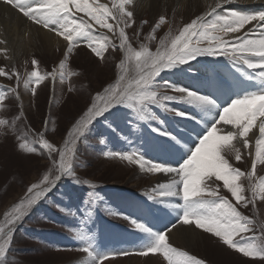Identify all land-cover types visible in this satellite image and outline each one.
Here are the masks:
<instances>
[{
  "label": "rangeland",
  "instance_id": "rangeland-1",
  "mask_svg": "<svg viewBox=\"0 0 264 264\" xmlns=\"http://www.w3.org/2000/svg\"><path fill=\"white\" fill-rule=\"evenodd\" d=\"M138 1L135 0L132 6L135 22L125 29L128 42L137 50L140 45H146L155 52L162 38L169 33L171 36L178 35L183 26L196 17L186 14L177 6L171 9L164 8L157 17L151 15L149 8L147 10L145 8V12L140 14L135 6ZM98 2L112 5V0H98ZM209 4V7L212 6L221 15L227 14V10L249 11L245 6L239 7L229 3L221 5L218 2H210ZM5 6L0 5L2 15L6 11L22 15L19 11L11 9V6ZM76 16L89 19L83 13H76ZM161 16L165 17L166 23L161 25L155 32V39H152V29ZM2 19L4 17H0V21H5ZM145 20L148 23L143 24ZM109 22L115 23L111 20ZM95 29L94 35H107L116 47L110 45L103 59L97 57L86 43L82 42L74 47L63 69V82L59 75L55 79L48 75L38 86L33 84L28 89L24 87L28 74L33 70L39 71L42 75L52 73L53 70L57 73L61 71L60 62L64 60L67 51L66 42L65 45L63 44L64 47H56L55 53L25 51L14 61L10 57H4L5 54H0V68L9 74L13 70L19 73V82L15 76L11 79L0 76L1 90H4V87L15 89V92L6 90V99L0 105V119L8 121L6 126L0 127V225L4 224L6 213L25 199L26 195H31L27 194V188L32 183H39L46 174L50 179L56 175L53 160L59 159L58 154L53 152L50 158L49 153L42 149L39 143L33 142L43 135V138L56 148H63L64 140L68 138V131L91 106L97 93H102L105 87L114 84L117 80L120 73L118 65L123 59L118 35L99 28V25H95ZM233 35L238 34L229 33L223 38L228 40ZM33 59L38 61L35 69L32 65ZM128 67L126 79L135 75L132 66ZM237 67L240 66L234 67L231 60L224 56L199 57L188 64L161 72L156 78L161 85L157 89L158 96L182 95L174 92L170 87H164V82H170L200 94L213 96L218 103L223 104L229 94H224L223 86L219 81L228 83L232 76L235 80L244 82L243 86L237 85V90L248 85V82L255 85L254 88L248 86L249 88L261 87L258 79L247 80L237 71ZM217 69H219L217 74L219 78H216L218 82L215 79ZM32 89L35 90L34 94ZM242 91L243 88L238 93ZM162 102L168 108L174 110L179 108L187 114L186 117L176 116L174 111H166L153 104L149 105V113L155 117L154 119L141 120L130 109L117 106L94 120L87 133V144L77 145L74 171L75 178L80 183H76L72 177H62L19 222L7 226L12 227L13 235L6 254V264H89L87 253L80 250L83 242L78 239L77 232L91 236L96 251L107 254L102 264H147L149 261L148 264H156V262L166 264L159 254L149 253L147 256L137 254L138 250L147 244L148 237L135 229L129 220L124 219L125 216L138 219L155 231L164 232L170 245L204 261V264H264V259L245 257L242 253L229 248L218 237L202 229H196L194 225L190 227L193 230L195 228L194 231L198 234V239H194L196 246L182 248L174 243L169 238L171 230L168 229L173 228L172 224L183 227L188 225H181L177 221V210L164 209L163 204L149 198L155 195L153 190L157 185L167 184V179L163 178L165 173L141 171L136 163H129L119 157L102 155L106 150L136 152L154 162L178 163L186 145L196 138L198 128L205 126L204 121H211L213 113L202 112L194 105L179 100ZM218 127L222 126L218 125ZM153 128L168 132L170 136H161L152 131ZM171 137L176 139L173 140ZM101 138L105 140L103 145L99 143ZM110 138H114V141ZM248 139L250 141L248 148L243 146L241 140L233 141V144L240 149V161L235 159L234 151L227 153L226 157L234 167L245 173L251 172L250 157L254 156V146L250 136ZM23 140H27L37 151L27 153L19 150L18 144ZM250 152L252 155L249 154ZM260 177H264V165H257L252 180H249L247 175L240 178L239 183L245 189L243 193L245 197L252 198L251 187ZM84 181L94 184L95 188H90ZM210 183L219 185L220 194L228 198L242 215L253 221L252 231L234 236L235 240L242 241V237H260L264 234V200L256 198L254 203L244 207L237 204L231 193L223 188L222 181L213 180ZM90 192L98 197L94 203L90 202L92 199L88 195ZM157 199L163 198L157 197ZM83 200L84 206L81 204ZM174 200L178 199L170 198L171 203ZM151 211H154L152 215ZM112 212L120 215H111ZM168 212L167 221L172 220V224L168 226L158 223V219L168 215ZM151 256L156 257L153 259Z\"/></svg>",
  "mask_w": 264,
  "mask_h": 264
},
{
  "label": "snow or ice",
  "instance_id": "snow-or-ice-1",
  "mask_svg": "<svg viewBox=\"0 0 264 264\" xmlns=\"http://www.w3.org/2000/svg\"><path fill=\"white\" fill-rule=\"evenodd\" d=\"M0 3L10 5L33 24L54 32L57 37H62L67 42L64 60L60 62L61 71L57 73L53 70L52 73L43 75L37 70L31 71L24 83L26 89L33 84L38 86L48 75L53 79L59 75L63 82V69L68 56L73 48L82 42L86 43L100 59L104 58V53L110 45L115 48L116 45L107 35H94L95 25L118 35L119 49L123 53V59L118 65L120 73L116 82L105 87L102 93H97L91 106L68 131V138L64 140L63 148H56L43 138V135L33 142L39 143L40 147L49 153L50 158L53 152L58 154L59 159L53 160L56 175L50 179L46 174L39 183H32L27 188V194L31 195H26L25 199L5 214L4 224L0 225V264H6V254L12 241L13 229L7 226L19 222L62 177H72L76 183H80L75 178L74 171L77 145L87 144V133L96 118L104 116L112 108L122 106L130 109L141 120L154 119L155 117L149 113V105L153 104L166 111H174L176 116L186 117V113L168 108L162 102L177 100L194 105L202 112L213 113L211 121H204L203 129L196 132L197 139L193 141L194 150L189 148L186 155L181 154L177 167L167 162H154L136 152L106 150L102 155L119 157L129 163H136L141 171L175 173L170 183L157 185L153 190L155 195L149 198L176 209L177 221L181 225H194L196 229L211 233L245 257L264 259V234L260 237H242V241L235 240L234 236L252 231L253 221L242 215L228 198L220 194L219 185L210 183L213 180L222 181L223 188L231 193L237 204L244 207L254 203L256 198L264 200V177H260L258 182L252 185L251 199L243 195L245 189L239 183L240 178L245 175L252 180L257 165H264V11L232 10L221 15L212 8L184 25L178 35L171 36L169 33L162 38L156 51L153 52L146 45H140L138 50L134 49L128 42L125 29L135 22L132 7L135 0H112L111 6L99 3L98 0H0ZM76 13H83L89 19L78 18ZM110 20L115 23H110ZM142 23L146 24L148 21ZM164 23H166L165 17L161 16L152 29V39H155V32ZM247 25H252V29L243 31ZM253 32H259V36L251 38ZM229 33L239 35H233L225 40L223 37ZM5 43V40L0 39V44ZM218 56L229 58L234 67L240 66L237 67V71L249 81L258 79L261 87L245 89L229 96L223 104L218 103L213 96L200 94L170 82H164V87H170L174 92L182 95L158 96L157 89L161 85L156 78L161 72L188 64L199 57ZM32 65L35 69L38 61L33 59ZM129 65L132 66L135 75L126 79ZM0 76H7L9 79L15 76L19 82V73L15 70L9 74L0 68ZM10 91L15 92V89ZM32 91L34 94L35 90ZM6 96V93L0 92V105L3 104ZM17 99H19L18 94ZM7 124V120L0 119V127ZM253 128L258 129L259 135L255 139L251 172L245 173L234 167L226 157L227 153L234 151L235 159L241 160L240 149L233 144V141L241 140L243 146L248 148L250 144L248 137ZM152 131L161 136H170V133L158 128H153ZM99 143L105 144L104 138H101ZM18 148L27 153L37 151L27 140L20 142ZM84 183L88 184V181ZM88 186L95 188L94 184ZM88 195L92 198L90 201L92 203L98 198L92 192ZM170 198H176L182 203L170 204ZM110 214L120 215L117 212ZM124 219L129 220L135 229L148 237L147 244L139 249L137 254L141 256H147L149 253L159 254L166 264H204V261L170 245L164 232L155 231L135 218L125 216ZM175 226L172 224V227ZM77 237L83 242L80 250L87 253L89 264H102L107 254L96 251L92 237L83 232H77Z\"/></svg>",
  "mask_w": 264,
  "mask_h": 264
},
{
  "label": "bare ground",
  "instance_id": "bare-ground-1",
  "mask_svg": "<svg viewBox=\"0 0 264 264\" xmlns=\"http://www.w3.org/2000/svg\"><path fill=\"white\" fill-rule=\"evenodd\" d=\"M210 2L212 3L218 2L221 5L229 3V4L237 5L239 7L245 6L247 9H249V11L247 12L264 11V0H227V2L226 0H139L135 6H136V9L138 8L139 10L138 13L142 14L143 12H145L144 11L145 8L146 10L147 8H149L151 15L153 16L156 15V17L158 13L160 12L162 13L164 8L171 9L174 6L179 7V9L182 8L181 10H184L186 14L198 16V15H203L206 12H209L210 9L213 8L212 6L209 7ZM2 9H4V7ZM158 16L160 15L158 14ZM0 17L1 18L4 17V19L2 20H5V21H0V39L6 41L4 45L0 44V54H5L4 57H10L11 60L13 61L14 59H17L20 53H23L25 51L51 54L53 53L56 47L62 48L64 42H66L63 40L62 37H57L54 32H49L46 29L40 27L39 25L33 24L29 20H26L25 17L22 15L19 16L17 14H13V12L11 13V12L6 11L4 12V15L0 13ZM250 29H252V25H247L245 27V31H248ZM257 36H259V32H253L251 38H255ZM230 81L233 83L231 82H229L228 84L222 83L223 90L228 91L229 89H231L233 91H238L237 85L241 86V84L238 82H234L232 80ZM248 86H252L253 88L255 87V85L253 86L252 83L250 82H248V85L246 87L247 89H253V88H249ZM258 135H259L258 129L256 128L253 131H251V134L249 135L253 146H254V141ZM253 149H252V152H253ZM250 158H253V157H250ZM174 177L175 176L172 173H167V174L165 173L163 175V178L167 179V183H170ZM161 221L163 223V220ZM165 224L169 226L170 220L165 221ZM191 228L192 227H190V225L185 226V227L175 226L171 229V234L169 235V238H171V240L177 245L179 244L182 248H186V247L190 248L191 246L195 245L194 239L195 238L198 239V234L195 233L194 231L195 228L194 230ZM200 241H201V238H200ZM155 257L156 256H153L152 258L154 259Z\"/></svg>",
  "mask_w": 264,
  "mask_h": 264
}]
</instances>
